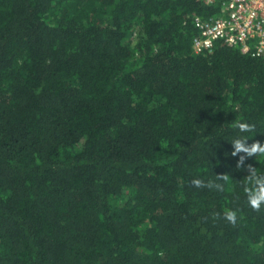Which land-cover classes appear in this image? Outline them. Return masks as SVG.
Listing matches in <instances>:
<instances>
[{"label":"trees","instance_id":"trees-1","mask_svg":"<svg viewBox=\"0 0 264 264\" xmlns=\"http://www.w3.org/2000/svg\"><path fill=\"white\" fill-rule=\"evenodd\" d=\"M217 14L0 0V264H264V206L244 192L264 155H232L264 147V59L195 54L193 18Z\"/></svg>","mask_w":264,"mask_h":264},{"label":"built area","instance_id":"built-area-1","mask_svg":"<svg viewBox=\"0 0 264 264\" xmlns=\"http://www.w3.org/2000/svg\"><path fill=\"white\" fill-rule=\"evenodd\" d=\"M217 5L219 14L193 18L197 34L191 42L195 54L211 51L216 42L238 48L242 55L264 59V0H203Z\"/></svg>","mask_w":264,"mask_h":264},{"label":"clouds","instance_id":"clouds-1","mask_svg":"<svg viewBox=\"0 0 264 264\" xmlns=\"http://www.w3.org/2000/svg\"><path fill=\"white\" fill-rule=\"evenodd\" d=\"M235 127H238L240 131H251L254 125H250L248 123H243V122H237ZM233 146L235 151L232 152V155L235 156L237 152H246L248 155H253V154H258V155H264V147L260 146L259 143H253L251 148H245L244 144L241 140H235L233 142ZM240 162H243V157H241ZM237 167H239V163L237 164ZM249 175L245 178L246 184L248 185L245 189L244 192L246 194V200L248 206L256 212H259L264 206V174H258L256 169L252 168L249 166ZM217 179L223 180V181H228L229 177L226 175L223 176H218ZM192 185L195 187H203L205 186L204 183L199 180H193L191 181ZM216 190L222 191L223 190V185L222 184H217L216 185ZM213 216L215 219H220L221 214L220 213H213ZM222 218L227 221L229 224L235 226L238 221V216H237V210L233 209H226L223 212ZM206 219V218H205Z\"/></svg>","mask_w":264,"mask_h":264}]
</instances>
